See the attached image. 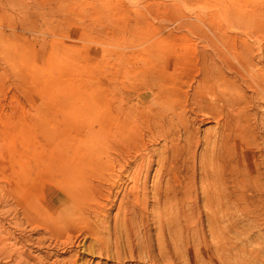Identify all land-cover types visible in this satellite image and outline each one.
Returning <instances> with one entry per match:
<instances>
[{"label":"rangeland","instance_id":"obj_1","mask_svg":"<svg viewBox=\"0 0 264 264\" xmlns=\"http://www.w3.org/2000/svg\"><path fill=\"white\" fill-rule=\"evenodd\" d=\"M258 79L264 0H0V219L75 264H264Z\"/></svg>","mask_w":264,"mask_h":264},{"label":"bare ground","instance_id":"obj_2","mask_svg":"<svg viewBox=\"0 0 264 264\" xmlns=\"http://www.w3.org/2000/svg\"><path fill=\"white\" fill-rule=\"evenodd\" d=\"M231 50V49H230ZM212 56V55H211ZM218 57H221V56H218ZM234 57H235V55H234ZM234 60H236V57L234 58ZM236 61H238V59L236 60ZM242 63V62H241ZM244 63V68H246V66H247V63L244 61L243 62ZM242 63V64H243ZM226 64V63H225ZM233 64L234 63H230V62H227V65L230 67V68H234V66H233ZM228 67V69H230ZM243 67V66H242ZM235 69V68H234ZM238 72V71H237ZM206 80H208V76L206 75ZM260 80V81H259ZM257 81V80H256ZM258 81L260 82V83H262L261 85H260V83H258L259 85H260V87L262 88V86L264 87V81L263 80H261V79H258ZM259 94V93H258ZM212 96H214V98H220L221 96H217L216 94H213ZM262 98V97H261ZM207 100V99H206ZM221 100V99H220ZM222 101H223V99H222ZM249 102V101H248ZM192 107V106H191ZM196 108V107H195ZM202 108V107H201ZM198 109V108H197ZM228 116V115H227ZM154 118H156V120H157V117H154ZM233 118V117H232ZM236 119V118H235ZM161 120V119H160ZM159 119H158V121H160ZM234 121V120H233ZM236 121V120H235ZM225 123L227 124V125H229V124H232L233 122H231L230 121V118H226L225 119ZM235 123V122H234ZM233 123V124H234ZM162 124H163V122H162ZM161 124V125H162ZM225 124V125H226ZM240 125V124H239ZM233 126V125H232ZM233 128H234V126H233ZM238 128V127H237ZM235 129V128H234ZM238 129H241V128H238ZM238 129H236V130H238ZM252 129V128H251ZM233 130V129H232ZM236 132V131H235ZM253 140H254V138H253ZM252 140V141H253ZM262 140V139H261ZM261 140H260V142H261ZM262 147V146H261ZM237 148V147H236ZM263 150V149H262ZM137 175V174H136ZM180 184V183H179ZM181 186V185H180ZM157 188V187H156ZM155 188V189H156ZM157 190V189H156ZM158 193V192H157ZM197 193V192H196ZM156 194V193H155ZM157 195V194H156ZM161 197V196H160ZM174 197V196H173ZM156 198V197H155ZM138 199V198H137ZM157 199V198H156ZM160 199V198H159ZM156 202H157V200H156ZM158 203V202H157ZM83 204H86V203H83ZM82 205V204H81ZM89 205V204H88ZM88 205H87V207H88ZM93 205V204H92ZM85 206V205H84ZM81 207V206H80ZM86 207V206H85ZM94 207V206H93ZM92 207V208H93ZM79 208V207H78ZM81 208H83V207H81ZM99 210V209H98ZM88 211V210H87ZM90 217V216H89ZM13 218V217H12ZM12 218H6V217H1V219H0V224L2 223V225H1V227H0V240L2 239V240H6V238H7V236H10L11 235V238H15L16 240H17V242L20 244L19 245V248H20V251L17 253V255L14 257V255L11 253V252H9V250H7V253H4L5 254V256L4 257H1V255H0V264H75L76 263V258L75 259H73V257H76V251H75V254L74 255H70L68 258H65V256L64 257H62L63 256V254L66 252V245H65V242L64 241H60V240H58V238H53V236H50V237H45V236H42V235H45V234H42V235H34V234H31V233H29V232H26V231H22V232H20V236H18V237H15L14 235V230H12L11 228H10V226L12 225V224H15L16 223V219L15 218H17V217H14L13 219H15V220H13ZM163 218V217H162ZM192 218V217H191ZM20 220V219H19ZM161 220H163V219H161ZM168 220V219H167ZM190 220V219H189ZM198 220H199V218H198ZM197 220V221H198ZM170 221V220H169ZM183 221H186L185 219L183 220ZM193 221H194V219H193ZM196 221V225H194V228L192 227V226H187L189 229L191 228L193 231L195 230V231H197V229H196V227L198 226V224H200L199 222H197ZM203 221V220H202ZM170 223H173V221L172 222H170ZM191 223H193L192 222V220H191ZM176 224V223H175ZM185 225H187L186 223H184ZM189 224V223H188ZM194 224V223H193ZM181 225V224H180ZM179 225V226H180ZM192 225V224H191ZM201 225H204V223H201ZM200 225V226H201ZM2 226H4L3 228H2ZM182 226V225H181ZM184 226V225H183ZM159 227V226H158ZM131 228V227H130ZM147 228V227H146ZM176 228V227H175ZM212 229H213V225H212V227H211ZM181 229V228H180ZM184 229V227L182 228V230ZM190 229V230H191ZM176 230V229H175ZM189 230V231H190ZM46 231H49V230H47L46 229ZM148 231H149V229H148ZM148 231H147V233H148ZM171 231V230H170ZM185 231V230H184ZM194 231V232H195ZM45 232V231H44ZM145 232H146V230H145ZM191 233H192V231H190ZM48 233H50V232H48ZM146 233V234H147ZM7 234V235H6ZM41 234V233H40ZM174 234V233H173ZM198 234H199V232H198ZM49 235V234H48ZM51 235V234H50ZM195 236H196V234H195ZM200 235H198V237H199ZM203 236V235H202ZM152 237V236H151ZM188 237V236H187ZM204 237H206V236H204ZM145 238H146V236H145ZM148 238H150V237H148ZM148 238H146V241H147V239ZM193 238V237H192ZM49 239V240H48ZM163 239V238H162ZM200 239V238H199ZM127 240V239H126ZM157 240V239H156ZM190 240V239H189ZM201 240V239H200ZM190 241H192V239L190 240ZM132 243H134L133 241H131ZM144 242V241H143ZM149 242V241H148ZM197 242H199V241H197ZM150 243V242H149ZM192 243V242H191ZM196 243V241L195 242H193V244H195ZM138 244H139V242H138ZM152 244V243H151ZM176 244V243H175ZM185 244V243H184ZM192 244V245H193ZM131 245H133V244H131ZM160 245V244H159ZM198 245V244H197ZM107 246V245H106ZM134 246V245H133ZM147 246V245H146ZM150 246H152V245H150ZM149 245H148V247H150ZM188 246V245H187ZM119 247V246H118ZM141 247V246H140ZM160 247H162V246H160ZM195 247H196V245H195ZM178 248V247H177ZM181 248V247H180ZM109 249V248H108ZM116 249V248H115ZM147 249V248H146ZM153 249V248H152ZM158 249H159V246H158ZM164 249V248H163ZM184 249V248H183ZM188 249V248H187ZM118 250H121V249H119L118 248ZM129 250V249H128ZM132 250V249H131ZM141 250V249H140ZM160 250H162L161 248H160ZM179 250V249H178ZM182 250V249H181ZM114 251V250H113ZM155 251V250H154ZM184 251V250H183ZM182 251V252H183ZM6 252V251H5ZM69 252V251H68ZM107 252H108V250H107ZM119 252V251H118ZM122 251H120L119 253L120 254H122L121 253ZM134 252H136V249H135V251ZM119 253L117 254V255H119ZM125 253V252H124ZM127 253V252H126ZM139 253V252H138ZM143 253V252H142ZM157 253V252H156ZM159 253V252H158ZM2 254V253H1ZM128 254V253H127ZM130 254V253H129ZM128 254V255H129ZM140 254V253H139ZM144 254H145V251H144ZM165 255H166V253H164ZM182 254V253H181ZM113 255H116V253L115 254H113ZM124 255V254H123ZM134 255H137V252H136V254L134 253ZM147 255H148V257L150 258V260H152V261H154V263L155 262H157V261H159V257L158 256H156L150 249H149V251L147 252ZM159 255V254H158ZM163 255V254H162ZM173 255V254H172ZM125 256V255H124ZM123 256V257H124ZM127 256V255H126ZM220 256V255H219ZM115 257H117V256H115ZM119 257H120V255H119ZM133 257V256H132ZM138 257V256H137ZM147 257V256H146ZM165 257V256H164ZM167 257V256H166ZM180 257V256H179ZM181 257L184 259V255L182 254L181 255ZM181 257H180V259H181ZM198 257V256H197ZM221 257H224V256H221ZM122 258V257H121ZM128 258V257H127ZM126 258V259H127ZM136 258V257H135ZM123 259V258H122ZM179 259V258H178ZM187 259V258H186ZM223 259V258H222ZM225 259V258H224ZM149 260V259H148ZM170 260H173L174 261V259H170ZM176 260V259H175ZM120 261V260H119ZM167 261V260H166ZM224 261V260H223ZM168 262H171V261H169V258H168ZM183 262V261H182ZM186 263H187V260L185 261ZM184 262V263H185ZM225 262V261H224ZM171 263H173V264H175V262H171ZM202 263V262H201Z\"/></svg>","mask_w":264,"mask_h":264}]
</instances>
